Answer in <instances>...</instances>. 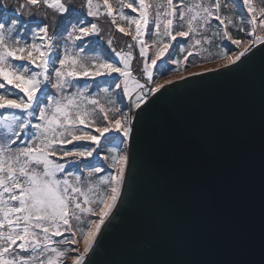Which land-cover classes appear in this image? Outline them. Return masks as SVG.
<instances>
[{
  "label": "snow or ice",
  "instance_id": "snow-or-ice-1",
  "mask_svg": "<svg viewBox=\"0 0 264 264\" xmlns=\"http://www.w3.org/2000/svg\"><path fill=\"white\" fill-rule=\"evenodd\" d=\"M102 17L132 41L117 50L109 37L114 59L100 54ZM257 52L264 0H0V264H64L69 253L70 264H95L86 257L121 197L129 156L120 145L133 139L134 110L187 83L155 77L195 57L231 71Z\"/></svg>",
  "mask_w": 264,
  "mask_h": 264
},
{
  "label": "water",
  "instance_id": "water-1",
  "mask_svg": "<svg viewBox=\"0 0 264 264\" xmlns=\"http://www.w3.org/2000/svg\"><path fill=\"white\" fill-rule=\"evenodd\" d=\"M229 68L134 110L121 197L86 261L264 264V52Z\"/></svg>",
  "mask_w": 264,
  "mask_h": 264
},
{
  "label": "trees",
  "instance_id": "trees-1",
  "mask_svg": "<svg viewBox=\"0 0 264 264\" xmlns=\"http://www.w3.org/2000/svg\"><path fill=\"white\" fill-rule=\"evenodd\" d=\"M77 2L79 3L80 0H74V3H77ZM129 11H130V10H129ZM97 22L100 24V26H103V22L101 23L100 20L97 21ZM106 24H108V26H110L112 29L114 28V26H111L110 23L106 22ZM112 29H110V36H109V37H111V38L113 39V45H112V47L117 48V50L123 49V50L127 51V50H128L127 45H128L129 43L132 42L131 39L126 38L125 36H122V37L120 38V41L117 42L119 39L116 40L117 37H116V35H113ZM105 32H107V30H104V29H103V32H102V33H105ZM209 34H210V33H209ZM233 34H234V36H236V38L246 39V37H244L243 34H239V33H236V32H233ZM146 39H148V37H146ZM120 42H121V46H119V43H120ZM219 44H220V42L217 40V41H215V42H214L213 44H211V45H205V47L208 48V52L203 53V55H204V56L214 55V54L218 51V47H217V45H219ZM62 45H63V40H62L59 36H57V46L62 48ZM101 45L103 46L104 52H102V53H100V54H101V55H104V57H105L106 59H107V58H110V57L114 59V58H115V57H114V53L111 52V49L108 48L109 46L106 44V42H105L104 40L101 41ZM220 46H222V45H220ZM86 48L88 49V54H90V55H95L96 52L99 51L98 49H97L96 51H92L87 45H86ZM235 50H236V49H235V47L233 46V48L231 49V51H235ZM133 54H134V56L136 57V59L133 61V64H132V67H133L134 73H135L137 76H142V72L140 71V69H141V67H142V60L139 58V49L136 48V47H134V48H133ZM191 59H193V58H190V60H191ZM194 59L196 60V63L218 60V59H213V58H209V59H201L200 57H195ZM191 64H192V63H189L187 66H189V65H191ZM173 67H174V66H173ZM171 76H174V77H175V76H183V75H181V71H168V72H166V73H164V74H162V75H161V74H158V75L155 77V79H157L158 81H160L161 79L166 78V77L174 78V77H171ZM167 79H169V78H167ZM103 86H105V85H101V87H103ZM113 87H114V85H113ZM93 91H95V88H93ZM118 103H119V102H118ZM124 103L127 104V98H126V97L124 98ZM124 110H126V109H124ZM110 146H111V145H104V151L106 152V151H107V148L110 147ZM125 148H127V143H126V144H121V145H120V149H121L122 151H124ZM96 166L104 167L105 164H104V162L102 161L100 165H96ZM81 171H82L83 173L86 174V171H87V170H86L85 168H83V166H81ZM105 174H106V173H105ZM92 218H93V217H92ZM74 223H75V222H74ZM84 226H86V225H84ZM65 235H68V234L66 233ZM56 239L59 240L60 238L57 237ZM61 247H64V246L62 245ZM71 247H76V246H71ZM71 255H74V253H69V255H68L67 257H70ZM65 258H66V257H65ZM65 262H66V261L64 260V263H65Z\"/></svg>",
  "mask_w": 264,
  "mask_h": 264
},
{
  "label": "rangeland",
  "instance_id": "rangeland-1",
  "mask_svg": "<svg viewBox=\"0 0 264 264\" xmlns=\"http://www.w3.org/2000/svg\"><path fill=\"white\" fill-rule=\"evenodd\" d=\"M81 2H82V0H80L79 3H81ZM79 3L77 2L75 4L78 5ZM100 21H101V23L103 22V26H101V28L104 29V30H107V32L102 33V35L104 37L103 40L106 42L107 39L110 36V29H112L110 26H108V24H106V22L110 23V20L107 17H102L100 19ZM112 32H113V35H116V37H117L116 40L119 39L117 42H119L120 41V38L122 36H124L122 33H120L119 31H117L115 28L112 29ZM126 38H129L130 39V37H126ZM119 46H121V42L119 43ZM108 48L110 49V47H108ZM220 63H222V61L215 60V61H207V62L195 63L194 65L191 64V65L187 66V70L186 71H181V75H186L188 72H197V71H202V70H205V69L214 68V67H217V65L220 64ZM171 77H174V76H171ZM167 78H170V77L163 78V79L160 80V82H162L164 79H167ZM124 151L127 152V148H125ZM93 218H96V217H93ZM79 247H80L81 250H83V244L82 243L79 245ZM71 257H72V255L70 257H66L65 258V261L66 262L64 264H70Z\"/></svg>",
  "mask_w": 264,
  "mask_h": 264
}]
</instances>
